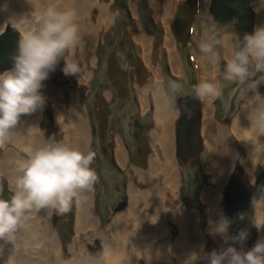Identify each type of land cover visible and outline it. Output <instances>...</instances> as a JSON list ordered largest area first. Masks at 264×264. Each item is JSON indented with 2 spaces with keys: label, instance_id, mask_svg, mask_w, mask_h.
I'll return each mask as SVG.
<instances>
[{
  "label": "rangeland",
  "instance_id": "rangeland-1",
  "mask_svg": "<svg viewBox=\"0 0 264 264\" xmlns=\"http://www.w3.org/2000/svg\"><path fill=\"white\" fill-rule=\"evenodd\" d=\"M101 1L110 13L108 24L94 37L84 36L82 38L79 57L76 53L72 54L73 58L86 69L85 82L78 87L79 101L83 106L89 130V139L83 152L96 153L91 167L99 177L93 190L87 192L92 223L77 230L75 213L78 200H74L71 210L64 214L57 213L55 210L33 211L27 215L24 226L15 233L11 242L0 240V264H99L106 250L113 252L115 256L112 264H147V261L151 264H182V261L188 259L185 258L187 253L178 251L175 245L178 232L174 224L170 225V219L180 220V210L187 207L194 209L199 227H204L206 216L202 210L200 193L208 185V175L204 169L208 156L202 147L201 153L185 164L182 165L179 161H175L177 187L174 196L169 200L173 205L172 210H168L167 207L162 210V222L165 220V224L167 223V232L163 241L160 242L157 238L158 242L153 251L140 249L139 252L136 250L139 243L130 241L129 254L124 253L122 248L116 250V244L113 243L115 235L111 230L112 220L118 215L123 223L125 219L127 221L125 217L129 205L127 185L129 182L136 184V178L132 174L133 170L145 166H136L127 157V154L132 151L131 134L133 131L140 134L147 147L145 132L150 128L139 130L133 125L135 118L142 119V116L151 110V102L148 97V108L141 112L136 90L144 82L147 83L148 79L144 68L142 83L136 79L135 68L138 64L142 67V62L133 47L131 32L141 29L145 34L153 37L152 64L158 67L157 82L162 86L167 101L174 109H176L174 105L176 98L183 96L188 88L193 90L200 84L197 81L198 75L204 76L200 63V58L204 53L200 46L205 34L206 42L213 44L215 53L213 59L219 69V77L215 83L219 84L222 91L220 97L210 100L209 111L214 120L223 124L228 123L238 112L242 105V90L248 82L244 84L242 81H228L223 78L225 61L222 43L224 41L227 43L230 58H232L234 52L243 46L246 33L213 23L207 12L208 0H199L194 22L189 32L183 37L178 36L172 29L170 21L168 24L164 23L165 25L155 21L149 7L150 0ZM156 1H165L174 10L176 4L183 0ZM251 6L253 9L264 8V0H257ZM23 13L16 5V0H0V23L4 28L18 30L19 27H14L9 23L12 16H15L18 23H22L21 26L28 25L30 18ZM88 18L92 23L96 20L95 14H90ZM251 28L253 32L254 26L251 25ZM2 30L0 29V32ZM165 30L174 44L178 65L175 73L171 71L164 51L158 52ZM69 55L71 54L66 57ZM63 65L64 60L61 59L56 66L60 70L52 71L46 79L48 83L58 86L63 96L49 98L31 115L21 116V121L14 130L11 141L4 149H0V171L3 175L4 188L2 198L4 199H10L12 195L10 193L9 196L6 191L7 183L11 179L16 181L19 175V164L27 159L23 139L35 135L41 140V147L61 140L59 131L53 122L51 106L59 103L66 107L65 92L72 90L71 83L76 80L73 75L64 74L61 70ZM258 74L254 78H258ZM171 82L181 85L180 89L173 93L169 88ZM257 92L260 95V97L257 96L259 100L264 102L260 85L256 89ZM230 103L231 109L229 110ZM117 145H120L125 152L126 159L123 164H119L115 158ZM234 145L236 160H240L239 158L244 155L243 149L237 142ZM235 175L236 172H233L226 187L231 188L230 192L236 198L238 197V201L243 205L242 212L248 213L247 227L250 229L247 231L248 237L243 244L231 241V246L236 247L238 251L246 252L257 243L254 239L253 217L248 210L251 209L250 205L255 199L252 192L261 189L263 182L258 184L256 183L258 179L255 178L256 184L254 186L249 184L245 191L241 186V182L245 179L241 178V181L234 177ZM262 175L264 174H261V178H263ZM121 202L123 204L118 207ZM134 202L133 206L137 205L136 200ZM139 214L140 212L136 216ZM157 222L160 221L157 220ZM47 227H49L47 230L51 241H41L39 236L46 232ZM160 227L161 225L157 224V228ZM158 234L160 232H156V235ZM132 237L129 236V238ZM204 245H209L206 237ZM211 252L212 250L207 249L200 253L204 264H209L208 254Z\"/></svg>",
  "mask_w": 264,
  "mask_h": 264
},
{
  "label": "bare ground",
  "instance_id": "bare-ground-1",
  "mask_svg": "<svg viewBox=\"0 0 264 264\" xmlns=\"http://www.w3.org/2000/svg\"><path fill=\"white\" fill-rule=\"evenodd\" d=\"M16 5L30 18L28 25L21 26L22 23H18L15 16H12V19L15 20L14 27H19L16 30L18 37H20L21 33L38 26L39 16L48 9L54 8L58 11L70 10L74 12L80 36V40L74 50V53L78 57L80 56L82 38L84 36L92 38L97 35L100 30H104L110 18V13L101 0H32V3L30 0H16ZM161 6L162 8H160ZM161 6L158 1L150 0L149 7L155 21L161 25H165L164 23L168 24L170 21L172 9L165 2ZM90 14H95L96 20L93 23L89 21L88 17ZM253 26V33L256 28L264 27V8L255 9ZM0 29H3L0 32L2 33L4 30L9 29V27L4 28L3 24L0 23ZM152 38V36L145 34L141 29L131 32L133 47L142 62V67L141 65L139 67L142 69V72L143 68L145 69L148 79L147 83L144 82L143 85L137 88V101L141 112H144L148 108L149 97L151 110L146 113L149 114L151 126L145 132L148 148L145 166L144 168L137 167V169L133 170L132 174L136 178V184L129 182L127 185L129 200L125 213L127 221L125 219V223H123V220L118 215L112 220L111 230L115 235L113 243L116 244V250L122 248L126 254L130 252L128 247L130 241L136 244L139 243L136 246L137 252L140 249L153 251L156 248V242H158L157 238H159L160 242L163 241V237L167 232V223L165 224V220L162 222V210L165 207L168 210H172L173 205L169 200L174 196L177 187L176 160L173 155V124L177 111L169 104L163 93L162 86L157 82L159 75L158 67L152 64ZM206 38L204 34L202 43L206 42ZM222 45L223 59L226 67L227 60L230 59V49L225 41ZM160 51H164L167 63L171 71L175 73L178 70V65L174 53V44L167 30H165L161 45L158 48V52ZM16 54H18V44ZM72 54L66 57V59L70 62H75L79 66V73L73 75L76 80L71 83L72 90L65 92L66 107H63L59 103H54L51 106V113L54 125L61 136L59 142L66 143L83 152L89 139V130L83 106L79 101L80 90L78 87L85 82L86 69L73 58ZM200 63L204 76L198 75L197 81L199 83H215L219 77V69L214 62L213 56L204 53L200 58ZM64 67L65 62L61 70ZM55 70L59 71L60 68H55ZM4 71L7 70L0 69V73ZM141 74L138 75L140 79L143 77V74ZM138 82L142 83V79ZM42 83L43 87L40 89V92L45 97V101L49 98L63 96V92L58 86L52 85L46 80ZM256 94V90H250L246 85L242 90V105L232 119L224 124L211 117L209 111L210 100H199L197 98L200 103L201 141L208 156L205 164L206 168H204L208 175V185L200 193L202 210L206 216L205 224L204 227L200 228L194 209L192 210L187 207L180 210L182 219L180 218L178 221L170 219L169 222L170 225H175L178 232L175 240L178 251H185L187 253V257L185 255H181V257L189 258L193 253L197 254L198 258L192 264H204V259L201 258L200 253L207 249L208 251L215 250L220 252L231 246V239H228L226 243L225 238L221 235L210 234L222 218H227L231 221L227 233L228 237L232 235L231 229H241L240 222L236 228V218L239 213H243L239 204L240 202L228 197V195H235L230 192L231 188L226 187L233 172H236L234 177L245 179L246 182H241V186L244 189L248 188L249 184L254 186L257 182L258 184L263 182L261 183L262 188L256 189V186V190L252 194L255 196L254 200H258L262 205L257 209V214L264 215V176L262 175L263 178H261V174H264V135L257 137L259 143H253L255 142L254 129H250L252 122L249 119L250 114L254 113L256 109L264 107V102L255 97ZM23 141L25 149L29 147L32 149L41 147V140L35 135H31L23 139ZM235 142L242 147L244 152V155L239 158L240 160H236ZM115 158L119 164L125 162V152L120 145H117L115 149ZM2 178L3 175L0 171V186H3ZM11 178H13L12 175ZM255 178L258 179L256 183ZM260 178L261 181H259ZM15 182V180L11 179L7 183L8 189L6 191L9 196L11 193L10 189L14 188ZM135 200L138 207L137 205L133 206ZM76 205L75 226L78 230L92 223V217L88 209L87 192L81 194ZM250 206L251 209L248 211L254 217L253 202ZM138 212L140 214L136 216ZM247 214L245 215V219H243V230L246 231L250 229L247 227ZM157 220L160 222H157ZM157 224L161 225V227L157 228ZM48 228H46L45 233L40 234L39 238L41 241H51ZM253 229L256 242L264 240V227L257 230L253 226ZM156 232H160V234L156 235ZM129 236L133 237L129 238ZM205 237L209 243L207 246L204 245ZM109 253L110 255H103L99 264L113 263L115 256L113 252L110 251ZM176 254L178 255V253ZM187 261L188 259L182 261V264H186ZM147 264H151V262L147 261Z\"/></svg>",
  "mask_w": 264,
  "mask_h": 264
},
{
  "label": "clouds",
  "instance_id": "clouds-1",
  "mask_svg": "<svg viewBox=\"0 0 264 264\" xmlns=\"http://www.w3.org/2000/svg\"><path fill=\"white\" fill-rule=\"evenodd\" d=\"M9 23L15 26L14 19ZM79 40L75 13L54 8L39 16L38 27L21 33L13 67L0 73V149L11 141L21 116L31 115L43 106L42 82L51 71H55L61 59L65 62V75L79 73V66L66 59V55L74 53ZM200 47L203 53L215 55L212 43L203 42ZM257 73H264V27L256 28L253 34H245L243 46L227 60L223 78L244 84L248 82V89L256 90L264 82V75L254 78ZM180 87L175 82L169 84L173 93ZM193 92L199 100H215L222 94L219 84L212 82H201ZM257 96L260 97L258 92ZM185 112L191 116L187 107ZM249 119L255 137V142L251 141L259 143L257 137L264 135V107L256 109ZM25 152L27 159L19 164V175L14 188L10 189V199L2 198L4 188L0 186V240L6 242L14 239L15 233L24 226L27 215L33 211L69 212L73 201L82 193L92 191L99 178L91 167L96 158L93 151L84 153L66 143L56 142L37 149L29 147ZM253 206L252 223L260 230L264 227V215H258L257 209L262 205L253 200ZM245 215L239 213L238 217L243 220ZM230 224V220L222 218L210 234L221 235L226 243L231 239L243 244L248 232L242 229L237 236L228 237ZM105 255L110 253L106 250ZM197 258L196 253L191 254L186 264H192ZM208 260L209 264H264V240L257 241L246 252L233 246L220 252L213 250L208 254Z\"/></svg>",
  "mask_w": 264,
  "mask_h": 264
},
{
  "label": "water",
  "instance_id": "water-1",
  "mask_svg": "<svg viewBox=\"0 0 264 264\" xmlns=\"http://www.w3.org/2000/svg\"><path fill=\"white\" fill-rule=\"evenodd\" d=\"M253 1L255 0H211L209 13L212 15L214 21L223 24L229 23L231 19H236V31L252 34L251 23L253 22V13L249 5ZM196 11V0H185L177 8L172 9L171 26L178 36L183 37L189 32ZM18 39L17 32L12 29H6L0 33V69L7 70L13 66V57L17 55ZM139 65L135 68L137 81L143 80V77L140 79L138 76L140 73L143 74ZM260 75H264V73H259L258 77ZM259 85L262 95H264V82H261ZM174 105L176 106L177 116L173 124V155L175 160L183 165L187 161L196 158L202 151L200 103L194 97L193 90L188 88L183 96L176 98ZM185 107L191 110L190 117L185 112ZM150 124L148 113L144 114L142 119L135 118L133 120V125L139 130L149 128ZM131 143L132 151L127 154L129 161L136 166L144 165L147 153L144 139L140 134L133 131ZM228 197L238 201V197L229 195ZM122 204L123 202L118 204V207ZM239 204L243 208V205ZM237 218L236 228L240 222L241 229H231L233 235L238 234L244 228L243 220L239 219L238 216Z\"/></svg>",
  "mask_w": 264,
  "mask_h": 264
},
{
  "label": "flooded vegetation",
  "instance_id": "flooded-vegetation-1",
  "mask_svg": "<svg viewBox=\"0 0 264 264\" xmlns=\"http://www.w3.org/2000/svg\"><path fill=\"white\" fill-rule=\"evenodd\" d=\"M184 1H185V0H183L182 2L176 4V8H177L179 5H181ZM255 1H257V0H255ZM255 1L251 2L250 5H249V7H250V9H251V11H252V13H253V22H254V16H255V9H253L251 5H252V3H254ZM164 2H165V1H164ZM164 2H163V1H162V2H159V5L161 6V4H163ZM210 2H211V0H208V2H207V12H208V14H209L210 17H211L210 20H212V22L215 23V24H219V25H221V26L231 27L233 30H235L236 23H237V20H236V19H231L230 22L227 23V24H223V23H220V22H218V21H214V20H213L212 15L209 13V5H210ZM165 4H166V2H165ZM198 4H199V0H196V8H197V11H198ZM166 5H167V4H166ZM256 9H257V8H256ZM197 11L195 12V14L197 13ZM195 14H194V16H193L192 23L194 22ZM152 15H153V13H152ZM253 22L251 23V25H253ZM192 23H191V25H192ZM170 25H171V17H170ZM171 27H172V26H171Z\"/></svg>",
  "mask_w": 264,
  "mask_h": 264
}]
</instances>
